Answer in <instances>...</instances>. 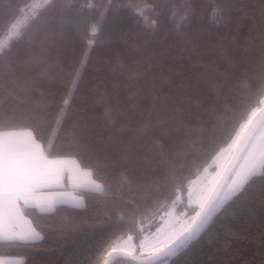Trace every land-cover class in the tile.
Wrapping results in <instances>:
<instances>
[{"label":"trees","instance_id":"1","mask_svg":"<svg viewBox=\"0 0 264 264\" xmlns=\"http://www.w3.org/2000/svg\"><path fill=\"white\" fill-rule=\"evenodd\" d=\"M129 2L72 0L60 13L52 0H0V42L21 20L0 50V117L10 118L0 130L28 129L44 147L52 140L105 193L31 209L42 238L0 242V256L103 264L116 243L153 233L170 208L196 215L185 203L191 180L260 108L264 0H147V20L124 11ZM167 264H264V169Z\"/></svg>","mask_w":264,"mask_h":264},{"label":"snow or ice","instance_id":"2","mask_svg":"<svg viewBox=\"0 0 264 264\" xmlns=\"http://www.w3.org/2000/svg\"><path fill=\"white\" fill-rule=\"evenodd\" d=\"M51 8L54 12L63 13L75 8L72 0H52ZM124 11L130 16L147 20V13L154 11L153 5L146 3L139 11L135 10L131 2L122 5ZM155 23V21H153ZM92 34H97V28H92ZM89 43H93L92 40ZM264 69V63L261 65ZM73 83H77L74 79ZM261 89L264 90V79L261 81ZM12 101V94L5 90L4 104ZM65 105L67 101L64 102ZM64 109H61L57 123H61ZM9 117H0V128L6 127ZM264 127V121H261ZM42 137L34 135L32 132L20 133L16 131L0 130V242L29 243L40 240L41 233L32 227V222L25 219L31 209H38L41 213L54 212L57 205L63 203L62 198L55 196H40L54 185L58 184L61 178H66L76 187H86L89 191L104 195V185L91 182L89 185L77 184V177L81 173L79 164L76 161H69L59 158V154L53 151L55 145L52 140L47 142V147L41 144ZM82 155H90L87 145L82 150ZM163 162V157H161ZM107 164V161L97 162ZM259 169H264V148H262L259 158L253 157L247 167L239 171L232 179L227 190L221 189V194H208L199 201V211L192 218L190 224L170 235L158 247L152 248L143 264H167L168 258L177 255L182 249L205 228L212 217L220 211L224 204L237 194H242L245 186L257 175ZM76 206H82L79 199L74 201ZM134 201H124L125 207L134 205ZM118 205H114L116 207ZM139 211V206L131 208ZM119 219L123 220V217ZM144 245H141L143 249ZM118 250L112 249L113 253ZM0 264H23L19 260L4 261L0 259ZM107 264V261H105Z\"/></svg>","mask_w":264,"mask_h":264},{"label":"rangeland","instance_id":"3","mask_svg":"<svg viewBox=\"0 0 264 264\" xmlns=\"http://www.w3.org/2000/svg\"><path fill=\"white\" fill-rule=\"evenodd\" d=\"M20 24L21 20L18 21L16 24L12 25L9 33H7L0 42V50L9 42L11 36L18 31ZM72 88L73 85L70 87L66 101H68L70 97ZM262 105H264V95L260 99L259 107H261ZM257 110L258 109L252 112L250 118H252V116ZM261 121H264V116L258 122L257 126L252 130L249 140L247 141L242 153L240 154V157L238 158L235 167L226 179L222 189L227 190V187L231 184L232 179L236 176L239 171L248 166L253 157H256L257 159L259 158L260 152L262 148H264V127H261ZM247 124L248 122L244 123L238 130L234 138L230 141V143L226 147H224L220 152H218V154H216L212 161L205 166L202 172H200L194 179L191 180L187 188L185 197V203L188 206H194L196 207L197 211L200 210V199L211 193L224 168L233 156L236 145L239 139L242 137L247 127ZM261 170L262 169H259L258 167L257 174H259ZM85 172L88 173L87 170H85ZM94 182L99 183L96 180ZM220 194L222 195L221 191ZM82 202L84 204L83 197ZM194 216L191 217L190 215H186V210L177 211V208H175L174 206L162 213V215L160 216L161 222L158 228L153 233L144 235V237L139 241L138 244L135 243L131 237H129L116 243L113 248H116L118 251H123L129 254L147 256L148 252L152 248L158 247L170 235L179 232L181 229L190 224ZM142 244L144 245L143 249H141ZM0 259L4 261L23 260L21 257L15 256H0Z\"/></svg>","mask_w":264,"mask_h":264},{"label":"water","instance_id":"4","mask_svg":"<svg viewBox=\"0 0 264 264\" xmlns=\"http://www.w3.org/2000/svg\"><path fill=\"white\" fill-rule=\"evenodd\" d=\"M264 116V105H262L252 116L250 121L247 124V127L242 135V137L239 139L235 151L233 153V156L229 160L228 164L224 168L222 174L220 175L219 179L217 180L215 186L213 187L212 191L210 194L212 195H217L220 194V190L224 186V183L228 176L230 175L231 171L235 167L238 158L240 157V154L242 153L247 141L250 138V134L252 130L257 126L258 122L261 120V118ZM109 251L106 256L103 264H105V261H107V264H111V262L117 258H125L131 262H134L136 264H143L146 256H138L134 254H129L123 251H117L116 253H113L112 255H109L111 253Z\"/></svg>","mask_w":264,"mask_h":264},{"label":"crops","instance_id":"5","mask_svg":"<svg viewBox=\"0 0 264 264\" xmlns=\"http://www.w3.org/2000/svg\"><path fill=\"white\" fill-rule=\"evenodd\" d=\"M5 131H16V132H20V133L31 132L28 129H14V130H5ZM59 158L66 159L69 161H73V159L67 158V157H59ZM80 169H81V173L77 177V180H76L77 184L89 185L91 182L95 181L91 177L89 171L87 173V172H85V169H82L81 167H80ZM84 190H88V189L86 187H76L68 179L61 178V180L59 181L58 184L54 185L53 187H51L50 189H48L45 192L39 193L38 195L59 197V198H62V200L64 201L63 203H60V204L76 206L74 204L75 200L79 199L82 201V195L78 194L77 192L78 191H84ZM25 219H27V218L25 217Z\"/></svg>","mask_w":264,"mask_h":264},{"label":"clouds","instance_id":"6","mask_svg":"<svg viewBox=\"0 0 264 264\" xmlns=\"http://www.w3.org/2000/svg\"><path fill=\"white\" fill-rule=\"evenodd\" d=\"M146 3H147V0H144V2L141 5L137 6L135 10L139 11L140 8L144 7Z\"/></svg>","mask_w":264,"mask_h":264}]
</instances>
